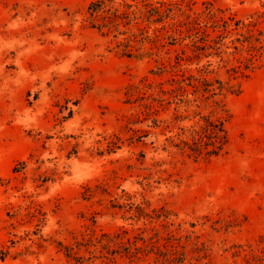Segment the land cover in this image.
I'll return each instance as SVG.
<instances>
[{"label": "rangeland", "instance_id": "1", "mask_svg": "<svg viewBox=\"0 0 264 264\" xmlns=\"http://www.w3.org/2000/svg\"><path fill=\"white\" fill-rule=\"evenodd\" d=\"M93 1L0 0V264H264V0Z\"/></svg>", "mask_w": 264, "mask_h": 264}, {"label": "trees", "instance_id": "2", "mask_svg": "<svg viewBox=\"0 0 264 264\" xmlns=\"http://www.w3.org/2000/svg\"><path fill=\"white\" fill-rule=\"evenodd\" d=\"M90 11L95 18L93 25L101 30L111 28L113 24L119 23L118 20L124 17L125 13L120 12L117 6L110 5L105 0L93 1L90 4ZM156 11L159 15H162L160 8H157ZM195 142V146L191 145L192 150L214 155L225 147L228 142V134L224 126L214 124L209 130L206 129Z\"/></svg>", "mask_w": 264, "mask_h": 264}]
</instances>
